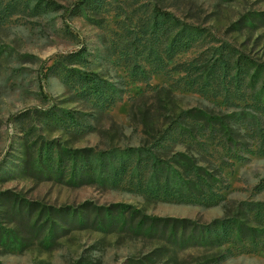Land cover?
<instances>
[{
    "label": "rangeland",
    "instance_id": "1",
    "mask_svg": "<svg viewBox=\"0 0 264 264\" xmlns=\"http://www.w3.org/2000/svg\"><path fill=\"white\" fill-rule=\"evenodd\" d=\"M240 57L264 65V0H0V264H264V238L219 251L128 228L149 215L200 230L264 201V108ZM198 109L227 117L242 143L217 125L177 127ZM144 146L172 164L186 153L221 180L192 201L183 188L159 194L147 160H130L116 185L46 174L63 147ZM115 205L128 209L126 226L77 228L62 216L92 220ZM253 221L263 227L264 212ZM53 223L65 231L47 239Z\"/></svg>",
    "mask_w": 264,
    "mask_h": 264
},
{
    "label": "trees",
    "instance_id": "2",
    "mask_svg": "<svg viewBox=\"0 0 264 264\" xmlns=\"http://www.w3.org/2000/svg\"><path fill=\"white\" fill-rule=\"evenodd\" d=\"M45 6H54V2L47 1ZM155 11H158V8H156ZM73 54L78 55L82 54V52L78 50ZM239 64L240 67H243V65L245 66V72L247 76H249V85L255 90L256 99L259 100L262 108H264V65L260 63H250L249 59L242 57H240ZM85 79L90 82H96L95 78L90 75ZM188 114L187 118L177 123L178 128L186 129L188 128L186 126L192 124H198L203 127L217 125L220 127L222 136L227 142L235 146L242 143L240 142L241 136L232 129L230 124H228L227 117L216 116L210 112L208 113L199 109L198 111L193 110L190 113L188 112ZM70 117H72L70 119L74 122V116L70 115ZM65 120H67L66 117ZM191 136H193L192 139L196 137L194 132ZM161 145L162 144H160V146ZM130 160L138 162L147 160L151 162L152 173L150 177L159 184V188L156 190L159 194L171 195L170 191L177 192L183 188L185 192L184 195H180L181 198L184 199L188 197V199L192 201L197 199L206 200L207 198H203L206 197L203 193V188L206 186L211 187L221 180L218 174L212 172L208 173L204 167L197 164V162L186 153L177 152V157L174 159V164H172L165 160L161 152L155 151L153 146H144L143 148L127 147V149L118 151L117 149H111L109 151L100 152L97 155L89 148L69 150L63 147L57 154L55 162L47 168L48 171L46 170V174L60 180V182H64L66 185L75 187L94 185V183L116 185L127 173ZM41 173H44V171L41 170ZM188 176H196L199 179H193ZM117 207L118 205L105 209L100 207L96 208L97 213L92 220L89 219V215H85L81 210H73L69 219V212H65L67 213L64 214L66 217L64 215L62 216L70 225H73V227L86 228L89 226H96L99 229L111 230L118 225H127L126 219L121 220L120 216H123L128 209H118ZM25 208L26 206L20 203L18 211L24 213ZM29 210L30 208L26 209V213L24 214H29ZM263 212L264 201L243 202L236 208L231 216L221 220L214 219L207 226H202L200 230H198V226L189 219L149 215L142 216L135 224H129L128 228L136 235L146 234L151 238L168 237L169 242L175 245H181L182 248L189 246L217 247L220 251L223 246L229 244V242H261L264 238V226L258 225L259 223L254 224L253 220L261 216ZM44 228H46V225L41 224L38 230H44ZM62 230L65 231L63 226L61 227L57 223H53L49 227L46 238L55 239ZM180 230L182 231L180 232ZM0 236L3 235L0 233ZM3 237L5 239V236Z\"/></svg>",
    "mask_w": 264,
    "mask_h": 264
}]
</instances>
